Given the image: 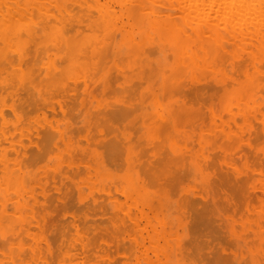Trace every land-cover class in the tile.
<instances>
[{
	"label": "rangeland",
	"instance_id": "rangeland-1",
	"mask_svg": "<svg viewBox=\"0 0 264 264\" xmlns=\"http://www.w3.org/2000/svg\"><path fill=\"white\" fill-rule=\"evenodd\" d=\"M9 1H6V3L7 2L9 3L4 5L3 9L5 8V9H9V11H14V9H16L17 7L21 9L23 13L25 14H27L28 12L27 15L23 14L21 10H19L21 13L16 12V14L20 13L21 17L22 16L25 17L24 18L25 20L27 19L25 21L22 17V19L24 20L23 24L26 23L30 25V24H33V22H35V19L39 20V18H41L39 17V15L41 16V14H38V12L40 13L43 12V11H40V9L42 10V7H43L41 6L42 2H43V5L47 4L49 6V8L48 6H45V9L43 7V10L47 13H45V15L42 13L43 19L47 20V22L50 20L49 17L51 18L54 17L53 14H51L52 12L51 11L48 12V10H51L53 8L54 9L52 11L56 10L55 4L58 6L57 8L60 9V12H59V9H57L55 12L58 13V15L59 14L60 15H59V18H57L58 15L54 12L57 16L55 15L56 17L54 18L53 22L49 21V23L45 25V26L47 25L51 26L50 29L49 28H47V30L46 28L45 29L43 28V30L39 29L37 30V33H35V35H33V33L30 36L29 34L25 35L21 33L20 36L22 37L20 36L16 37L15 35H13L14 36L13 37L9 35L10 37L9 42H11L12 40V43L10 44L11 48L7 47V44L9 42H6L5 44L4 40L0 38V41H1L0 55L4 54L5 56V57L2 56L3 58H1L0 56V59H1L0 63L2 62L3 64L2 67L0 65V73L2 72L0 74V93H1L0 94V105L1 104L3 105V107L0 106V112L2 113L3 109L4 110L6 109L5 111H7V109L9 108L8 109L9 111L3 112L7 115L0 113V123L1 121L2 123L4 121V124H5V126L3 124H1L0 126V135H2L3 133L1 132V130L3 131L5 129L7 130L6 132H8V133H5L4 131L6 135L5 138H4V134L3 136L0 137L2 138L0 139L2 141V142L0 141V149H1L0 156L7 158L9 157L10 154H12V156L10 155L11 157L9 158L10 164H11V160L12 162L18 161L17 163L21 162L20 160H22L23 163L22 162L21 163L23 167L19 166L22 168V170L21 168L16 166L18 164L14 162L11 165L16 167V169L18 167V171L16 172L18 175L20 174L19 176H21L22 178L21 183L23 186L21 184L20 185L23 191L27 194L26 195L22 191L21 196L16 198L17 195L12 190V188H10L9 189L10 190L9 199L4 200L9 206L6 205L4 207V210L0 208V222H1L0 223V247L1 249H3V252H1L2 250L0 249V264L2 263L10 264V259H11L10 257L15 259L13 256L16 255L15 253L18 248L19 250L17 253H19L20 250H22L23 252V249L25 251L27 250L26 252H28V253H22V256H25L24 259L22 260L23 264H29V263L30 264H68V263L69 264H98L99 263L100 264V262L101 264H227V263L228 264H246V263L247 264H264V260H263L264 259V248H263L264 247L263 246L264 245V230H263L264 224H262L263 222H260L261 219H259L261 212L264 211L263 209L264 208V191H263L264 190V187H263L264 186V181H263L264 179V146H263L264 145V128L262 127L264 117L259 116L256 119H253V121L252 119L249 120V122H244L241 120L243 118L244 112H245V115H250L254 113L255 111H257L260 107L264 106V91L262 90L263 91L262 92L259 90L252 95H246V92L243 91V96L245 95L244 97L242 96V92H240V90H242L244 87H250L256 84V80L258 79L257 77H261L260 75H262L264 72V67L262 63L263 60L256 64V65L260 64V66L262 65L261 67L260 66L259 67L263 72L259 70L258 66H257L258 68L257 70L260 71V73L257 72L256 69L254 68H247L243 66L242 68H238V70L239 69L241 70V72H239L238 74L236 72L238 71L236 70L237 68H235V66L232 65L234 63L232 59L234 60L239 59L242 55H245L246 47L245 49H241L235 46L233 47L235 50L228 48L227 51L226 50L220 51L219 56L216 57V59L214 57L206 58L205 55H203L202 53L199 52V50H197L198 49L197 47L195 49L198 52L195 51L194 49L195 46L193 47L191 45L193 42L192 43L190 42L187 45H183L179 43L175 38L178 33H180L181 31H184L186 28H188L187 31H189L190 26L193 27L192 25L197 23L196 20L194 19L196 18L199 21V18L194 17V16L187 18L185 17L184 14H182L183 17L180 18V16L177 14V11L174 10L175 8L169 7L170 8L169 9L167 7L168 5L164 9L167 10L166 13H170L171 15L169 14V16H167V14L163 11L164 9L160 7V4H158L159 2L157 1L153 2L154 0L153 1L145 0L143 5L141 6V10H139V7H132V4L128 2V0L123 1L124 3L118 0L115 2L116 4L115 3L112 4V2H114L115 0L114 1L113 0L112 1L111 0H97V2L96 0H91V1L89 0L90 3L88 2V0H84V1L82 0L81 3H83L84 5L83 4L78 5V3H76L77 0H75L76 2L68 0L69 1L68 3H67V0H53V1L47 0L46 2L44 0H35V1L32 0L34 2V5L32 3L31 9L28 7L30 10H28V8L25 9V11L27 10V12H25L24 9L22 8V5L24 3L23 0L22 1L21 0L19 1L9 0ZM50 1L52 2L50 3ZM98 1L99 2L104 1L103 2L104 4L101 2L100 3L102 5L101 6L99 5ZM53 2H56V3L54 4ZM84 2H87L90 5ZM118 2L123 3V4L121 5L119 4L118 6L117 4ZM16 3L17 4L20 3V4L15 6ZM52 3H53V6H51ZM74 3L77 5H75ZM92 3L93 4L95 3V4L92 5ZM109 3L111 4L112 7L110 6ZM68 5H69V8L75 5V8H72V10L70 9L71 10L70 13L75 15L74 17L72 14L68 12L67 14L66 11L64 12V10L66 9L65 7L67 6L68 8ZM146 5L148 6L151 5L150 8L148 7L150 10L144 8V7L147 8ZM9 6L12 9L9 8ZM32 6L35 8H32ZM60 6H63L65 9L63 7L60 8ZM104 6H106L105 7L106 11L103 10ZM82 7L87 9L88 11L90 10L92 11L93 9V11H98V13L97 12L92 13L90 11L91 14H93L90 16H94L95 13H96L95 14L96 16L92 17L94 18L93 20H91V17L89 16L88 21L86 19L85 21L84 19H82V17L80 18V16H78L84 10ZM0 8L2 9V7ZM38 8H39V11L37 10ZM62 8H63V12L61 11ZM1 9H0V12H1ZM33 9H34V12L36 11L35 13H37L36 14L37 17L32 16L34 15V13L30 14L33 12ZM74 9H78V11L76 10L77 13L75 12L78 15L74 13L75 11ZM154 9H156V11ZM171 9L175 13L170 12ZM108 10H110L112 14ZM151 10L152 11L154 10L153 12H156V15L155 14L153 15V12L151 13ZM157 10L160 11L161 13L157 12ZM107 11L109 12L108 14H107ZM99 12H102V15ZM64 13H66L67 15L65 16ZM62 14H64V16L61 17ZM69 14L72 15V17ZM103 14L105 16H103ZM120 14L122 15L120 16ZM112 15H114L113 18L114 17L118 18L119 21H116L117 19L115 18L111 19ZM77 16L79 17V19ZM171 16L173 17V19ZM30 18L32 19L35 18V19H33L34 20L33 21ZM73 18L76 19V22L72 20ZM183 18L185 20L184 23H183ZM191 18L193 19L192 21L190 20ZM68 19H71L72 21L70 20L69 22H66V20L68 21ZM77 19L78 21H80L81 19L82 21L83 20L84 21L83 22L80 21L78 23ZM23 20L21 22H23ZM89 20H91V24L94 25L93 28H96V29L95 31L94 29H92L93 31H89L92 28V26H90L88 28V31L85 30V33H84V29H87L88 25L82 26L81 24H87V22H90ZM102 20L108 21V25H110V28L111 29L113 28L112 29L113 33H111L112 31H110L111 29L108 30L109 26L107 29H105V26L103 27ZM172 20H175L176 22V23L174 22V25L172 24L173 23ZM186 20H187V23H186ZM61 21H62V24H61ZM109 21H112V22L115 21V23L114 24L111 22L109 23ZM188 21L193 22V23H190ZM50 22L52 24H50ZM65 22L67 23V26H69L68 24L70 23H72L73 25L74 24L76 25V26H72L73 29L71 27L70 30L72 33L69 36L67 35L69 34L70 30L68 29L69 30L68 32V30L65 29L64 27ZM120 22H123V23L121 24ZM162 23L163 24L167 23V24L164 26ZM185 23L188 26L184 25ZM77 24L78 25L80 24L81 27H84V29L81 28V30H83V33L79 28L80 26L77 27L78 26ZM88 24L90 25V23ZM179 24L180 26L183 27L182 28L183 30H181V27L179 26ZM97 29L101 30V31L99 30L98 31L99 33L101 32L100 35L102 36V38H109V32H106V30L110 31V34L111 35L113 34V36H110L111 42H110V39L109 41L108 39L104 41L105 39L103 40L102 38H100L101 39L100 44L98 45V42L96 44V41L97 40L99 41V39H97L99 37L97 38L95 37L97 34L96 33ZM65 30H67L66 31L67 33L65 32ZM78 30H80L81 32L77 33ZM61 31L65 33H62ZM146 31L149 33V35L146 33ZM64 34L66 36H64ZM75 34L76 35L81 34V36L76 37ZM23 35L26 36L27 38L24 37ZM37 35L38 36L43 35V36L42 37L40 36V38H38ZM56 36H57V39H59L58 38L59 36H60V39L62 37V40L60 41L61 42L60 45H62L61 48L63 47L62 48L63 50L60 47H59L60 48L59 51L54 50L56 48L54 44H52V46H54L55 48L54 47L50 48L51 47L50 43L52 42L54 43L55 41H57L55 38ZM82 38L84 39L86 38V42H84ZM28 39H30V41ZM32 40L34 41L33 45H31L33 42ZM57 42L59 43V41ZM90 42H92V46L90 45L91 47L89 48L87 47L88 49H86V46L88 45V43L90 44ZM108 42L111 44H108ZM58 43L56 45H59ZM93 43L95 44L93 45ZM41 44L43 45L40 46ZM102 45L103 47H105L104 49L106 50L105 51L103 49L104 50L103 53L105 55L107 54V56H103L104 54L103 55L101 54L103 57L100 58V60L103 59L102 60L103 62L97 63L96 59L99 58L97 57V54H98V51L101 50ZM65 46L66 48L67 47L69 48L72 46L71 48H69V50L71 51L69 52L70 54L68 53V51L65 53L66 57L68 56V60H67L68 62L66 61L67 63L65 62L67 58L65 57L66 59H64L61 57V55L63 56L65 55L63 54L65 52L64 51ZM107 46L108 47L110 46L109 51H108V48L106 49ZM151 46H153L152 50H154L155 52L154 51L152 52V50H150L152 53H148L150 52L149 49L151 48ZM46 47L48 48L46 49ZM80 47H83L82 50L80 49ZM96 47H98L99 49ZM147 47L149 48L147 49L148 52L143 50V49H146ZM192 47H193V50H191ZM29 48L34 49V51L31 49L29 50V52L31 53L30 55L26 51ZM164 48L168 50L166 49L164 50ZM182 48L186 50V54H185V51L183 52ZM248 48L251 49V47H248ZM37 49L39 50L44 49L43 51L41 50V52H44L43 53L44 55H42V57L36 54L38 52ZM84 50L85 51L88 50V53L86 52V54H88L87 56L89 58L91 56H93L94 58L97 57L96 59H94L95 62L93 61V59L92 61H90L91 58L90 59L88 58L89 59L88 64H91V65L86 64L87 68H89L92 65L93 67H96V66L98 67V64H100V66L98 67L99 71L96 70L97 68L95 69L96 72L98 71L97 73L94 72L95 71L94 69L90 70V73H93V72L95 73V75L91 77L92 80L90 79V76L88 78L84 76L85 75L84 73L86 74L88 73V71L85 72L86 65L80 64L81 61L85 63L87 59V58H84L82 60L80 59V57L82 58L84 57V56H81L82 54L85 55V52L81 53V51H84ZM187 50L188 52H190V56L193 59H191V57L187 54L188 53ZM23 51H26V52H23ZM32 51H33V55H32ZM142 51L144 52L142 53ZM178 51H179V54H178ZM22 52L24 54H22ZM168 52L170 53V55ZM76 53L78 54V56ZM166 53L168 54V56L166 55ZM232 53L234 54V56L237 55V57H234ZM7 54L8 55L10 54V57H8ZM11 54L15 56H12ZM35 54L37 57H35ZM57 54L58 56L56 58ZM95 54L96 56H94ZM183 54L186 55L187 58L183 56ZM29 56L30 58H32V60L29 58ZM38 56H40L41 58L39 57L38 59ZM72 56H74V59L72 58ZM196 56H200V57L197 58ZM12 57H13V60L11 62L10 59H12ZM180 57L181 58L185 57V59H187L186 60L187 62L185 61V59L183 60L182 58L181 59L182 61L179 59L180 61L179 63L178 58ZM62 59H64V63H65L64 66H66L67 64V66L69 65L68 67H70L72 63L74 64L73 66L78 65L80 69L77 66L75 67L71 66L70 69L68 70L69 74L72 75L73 73V75L75 74L74 78L75 77L77 78L74 79L71 75H69L66 69H65L66 73L64 72V70H61L62 68H65V67H62L63 61L60 64V66H58L60 62L59 63L57 62L58 63L57 66L53 65V63H55L53 61L55 60L60 61ZM19 60H20V63L22 61L21 64L19 63ZM79 60L81 61L79 62ZM195 60H196L197 65L195 63ZM36 61H38L39 63H37ZM44 61H48V62L42 65V62ZM237 61L238 60H235V62ZM3 62L6 63V65H4ZM13 62L14 64H11ZM29 62L31 63L29 64ZM32 62L34 63L36 62V63L34 64ZM211 62H212L213 68L210 66ZM18 63L20 67H18L19 66ZM40 63L43 67L40 66ZM93 63H97V65ZM188 63L189 65H186ZM26 64L27 66L25 67ZM199 64H201V66ZM47 65H48V68L46 67ZM11 66L15 68V71L13 70L14 68H11ZM15 66L17 67V71H16ZM33 66L35 68H32ZM39 66L42 67V69ZM21 67L23 68V70L20 72L19 69ZM221 67L224 72L221 71ZM30 68H32L34 72L37 70L35 72L36 74L39 73V75H36V74L34 75L35 77H37V80H38V81L36 80L38 82L36 88H35L36 84L32 82L33 80H35L34 79L35 77L34 78L31 77L32 74L30 75L29 73V72L32 73L33 71V70H30ZM58 68L61 71V72L58 71V74L60 75L61 73H63L64 75H62V77L60 75L61 78H57L55 76V78L51 80L50 77L52 76H50V74L53 73V71H55L56 73ZM145 68L147 69L146 73L145 71L143 72ZM77 69H79L80 71H78ZM248 69H250V71ZM26 71L28 72L24 75L23 72H26ZM49 72L50 74H47ZM81 73H83L84 75H82ZM192 73L194 74V76H192L193 75ZM225 73H228V74H225ZM58 74L56 75L59 76ZM67 74L69 75V78L71 76L72 79L68 78L67 80V76H68ZM13 75H15V77H13ZM20 75L21 77H19ZM42 76L46 78L50 76L49 79L47 78L48 80L45 82H47L49 86L51 85L50 87L51 89L49 88L48 85H45L46 87H43V84L41 83H44L43 81L45 79ZM78 76H80L81 78ZM247 76L250 80L247 78ZM16 77L18 79L19 78L22 79L23 81L20 79L18 80ZM29 77L33 80H30ZM40 77L44 79L42 80L41 83L39 82L41 81L39 80ZM83 78L87 79V82H85L86 80L84 81ZM107 78L109 79V81ZM10 79L12 81L14 80V83ZM49 80H51L52 83ZM227 80H230L229 86H228V82H226V85L228 87L225 85V81ZM21 81L25 83L26 87L24 86V83H22ZM27 81H29V83ZM54 81H56L55 83L59 82V84L63 88L53 83ZM140 81L142 84L140 83ZM65 82L66 83L68 82V83L66 84ZM75 82H78V83L80 82L81 84L79 83L80 85H78V83H75ZM9 83L11 86L12 84H14L15 87L13 86V87L7 88L9 86ZM26 83L29 84L30 86L27 85ZM74 83H75V86L77 85V87L74 86ZM53 84L56 85L58 88H56V86H54ZM201 84L202 85L204 84V85L202 86ZM245 84L246 85L248 84V86H244ZM123 85H125L126 87ZM130 85L132 87H130ZM40 86H42L41 87L42 89H40ZM262 86L263 84H258L256 87L258 89L259 88L262 89ZM54 87L56 89L52 90ZM64 87L67 91H65ZM123 87H125V89H128V93L130 92L131 95L128 94L127 90H125ZM205 87L207 89H205ZM213 87L215 88L220 87L218 89L219 92H217V88L215 89L216 95L213 91H211V89L214 90ZM16 88L18 89L16 90ZM47 88H49L50 90ZM172 88H174L175 92L173 91ZM45 89H47L48 91L52 90V92L54 93L47 92V90ZM69 89L71 91H69ZM120 89L121 90L124 89V90L121 91ZM14 90H16L17 93ZM24 91L27 92L26 93L27 95L23 93L25 96L21 94V92H24ZM29 91L35 92V93H31ZM37 91L40 93H38ZM75 92L76 93L78 92L77 93L78 95L74 94ZM197 92H199L200 94ZM29 93H30V96H29ZM17 95L22 96V97L19 98ZM240 95L243 98H241ZM28 96L31 99H29ZM68 96L69 98H67ZM72 96H75V97H72ZM130 97L131 98L133 97L132 100ZM237 97L238 99L240 98L241 100L239 99L237 101ZM35 98L38 100V102L35 100ZM62 98H64L65 100ZM244 98L245 100L247 98V103H244L245 101ZM48 99H50V101ZM230 99L231 100L233 99V100L231 101ZM4 101H6V103H4ZM14 101L17 102L16 104H20L22 102H23V105L26 104L24 106L28 113L25 112L24 110L25 108H23L24 107L23 105L22 107L17 105L19 106L18 108L17 107L12 108L14 109L13 112L15 114V117L17 118L16 119L13 116L14 114L12 115L10 113L12 111V109L10 111V107H12L11 105H12V102ZM28 101L30 102L29 104H31V106L32 104H34L33 107H31L32 109L30 108V110H28L30 107V105L28 104ZM52 102H55L53 103L54 105L52 104ZM232 102H237L239 104L235 105L236 103L235 104L233 103L234 105H232ZM9 103L10 105H7ZM256 103L257 104L259 103V104L256 105ZM70 104L74 107L72 106L68 107V105ZM44 105H46L47 107H45ZM59 105L60 107L62 106L65 107V108L64 107L60 108V112L58 108ZM129 106H133V107H129ZM101 107L103 109H100ZM226 107L228 109L232 108V111L236 113L238 118H240L238 120L239 123L241 122L240 124L235 125L234 123H231V124L227 123L229 121H226V123L223 124L222 121H220L221 119H224L228 116L226 114H228L227 111L229 110ZM239 107L241 108V111ZM66 108L67 109L69 108V110H67ZM236 108L238 110L237 112H235ZM263 108L262 109L260 108V109L264 115ZM18 109L20 111L22 110V112H20ZM47 109L48 111H46ZM61 109L65 112H62ZM97 109L101 111L103 110L102 112L104 113H102L101 111H100L101 113H99L98 111L100 115L96 114ZM123 109H124L125 114L121 112L123 111ZM247 109L249 110V112L250 111L252 112L249 113ZM117 110H121V111H117ZM70 111L73 113H71ZM23 112H25V114L27 113L26 118H23L25 117V115L22 114ZM210 112H211V115H210ZM70 113L75 116L70 115ZM106 114L108 116L110 114L109 116L110 118ZM68 115L73 116L74 118L73 117L69 118ZM94 115L98 117L96 118ZM1 116L4 119L3 118L1 119ZM99 116L100 117L102 116V117L99 118ZM219 117L220 118L222 117V118L220 119ZM37 118H39L40 120L39 119L37 120ZM93 118L94 119L96 118V121H94ZM99 119L100 120L107 119L106 120L107 122L101 120V123L99 124L100 125L99 126L97 124L100 122ZM18 121L20 122L18 123ZM38 121L39 122L41 121L42 124L40 123L39 125ZM92 121L94 122L92 123ZM34 122H37V123H34ZM102 123L104 124L107 123L106 125L110 124L111 126L109 125L107 126L108 127L107 128L106 125ZM22 124H25V125L27 124L26 125L27 127L25 125L24 127ZM30 124H32L33 129L35 131L30 130L32 129V126L30 128ZM92 124H94L93 127H92ZM95 124L97 125L95 126ZM220 124H223V125L220 127ZM226 124H229V125H226ZM8 125H9V128H8ZM13 125L16 128H14ZM16 125H18L19 127ZM55 125H57V127ZM35 126L38 129L41 126H44V127H42L43 129L40 128L39 130L36 131L37 128H35ZM114 126L117 127V129ZM134 127L136 128V130L134 129ZM238 127H241L242 129L240 130V128ZM47 128L55 130L57 135L54 136V140L51 139V141L53 140L52 142L55 145H53L51 142L49 143V144H52L51 146L48 144L47 140H45L47 142V145H49L48 146L49 148L47 147V149H44L42 147L43 145L40 146L39 144V147H38V145L36 144L37 142H35V140L37 141L38 135L39 137L43 139L42 137L43 134L41 135V133L43 132L39 134H36V133H38V131L40 132V130L45 131V129ZM228 128L229 129L232 128L231 130L232 131L234 130V131L230 132L231 130H229ZM8 129L9 130L11 129L10 132ZM221 129L222 131L224 130V132H222ZM226 129H227V132L225 131ZM164 130L165 132H163ZM234 132L235 133L237 132V133L235 134ZM27 133L31 135H28ZM222 133L224 134L226 133L231 138L228 139L229 137H224ZM239 133L241 134V136L238 135ZM226 134L225 136H227ZM108 136H109V139H108ZM27 137L32 141L26 140ZM67 137L70 141L67 139ZM10 138H14V139L18 138V139H15L14 141H10ZM106 138L107 140H105ZM239 138H241V140ZM20 139H23V141H21ZM100 139L102 141H100ZM110 139L112 140L109 141ZM18 140L21 141V143H19ZM245 140H247V142ZM25 141H27V143H24ZM38 141H41V142H38L41 144H44L43 142H45V141L42 142V140L40 139ZM48 141L50 142V140ZM117 141L120 144H118ZM138 141L141 143H139ZM4 142L6 143V145L4 144ZM9 142H11V145L13 144V148L14 149L16 148L17 151L12 150L13 148H11L12 146L9 145L10 144ZM18 143L22 144V146H25L26 149L28 145L31 148L28 146V149L26 150L22 147L24 150H20L21 145H19ZM94 143L96 146L97 145L98 146L96 147ZM248 143L250 145H248ZM31 145L32 146L34 145L35 147L32 148ZM101 145L103 146V148ZM151 145L152 147L149 148ZM52 147L54 149H52ZM37 149L39 151L41 150L42 152L44 149V152L46 153L44 152L42 153L40 151L42 154L40 155L38 154L40 152H38ZM49 149L52 150L53 152L50 151ZM119 149L120 150L122 149V150L120 151ZM165 149L167 153L165 152ZM19 150L24 151L26 154L25 153L22 154L23 152H20ZM25 150L28 152H26ZM35 151L38 152L37 155H40V157L37 156L38 158L36 159L34 158L35 160L32 162L33 160L32 152H34L33 154L36 155ZM104 151H106L108 156L106 155V153H104ZM116 153H118V155ZM161 153H163L164 155L162 154L161 156ZM24 155L27 156L26 161L28 163L24 162L25 160L23 159L26 157ZM22 156L23 158H21ZM118 156L119 157L122 156V157L119 158ZM163 156L166 158H164ZM167 156H169V158ZM110 157H112L114 160L112 158L111 160ZM106 158L107 159L109 158V159L107 160ZM87 163L88 164L90 163L89 165H91L92 168L89 167ZM19 165L21 164L19 163ZM139 167H141V169ZM155 168L157 170H155ZM62 170L63 171L67 170V171L62 172ZM142 170L144 171L142 172ZM69 172L71 175H69ZM74 174H77V176L76 175L74 176ZM142 174L144 175V177ZM171 174L173 175L170 176ZM178 175H180L181 177H179ZM242 175L244 177L245 176L248 177V178H245L246 181L243 180L244 178L242 179L241 177ZM175 177L176 179H174ZM236 177H239L240 179H242V181L239 178H237L236 180ZM175 181L178 182V184ZM160 183L163 185L161 186ZM175 184H177V186ZM24 185H26L25 186L26 189L24 188ZM127 186L130 188H128ZM240 187H242V189H240ZM29 190H31V192H29ZM125 190L127 192H125ZM132 190L134 191L135 194L133 193ZM27 191L29 193H27ZM2 192H0L1 196H2ZM171 193L173 194L171 195ZM123 194H124V197H123ZM131 194L132 196H130ZM96 195L98 198L95 197ZM88 197H90V199ZM27 199L28 201H26ZM21 201L24 203L27 202L25 205L26 208ZM194 203L196 204V206H194L195 205ZM203 203H205V205H203ZM16 206H21L22 211L20 209H19L20 212L16 211L18 208H20ZM33 206L34 208L36 207L37 209L36 208L34 209ZM97 206L99 207L97 208ZM102 206H105V207H102ZM203 206L205 209L202 208ZM23 207L25 208V210L23 209ZM13 208L14 210H12ZM6 209L8 210V212L6 211ZM101 209L103 210V212ZM202 211L204 213H201ZM21 212H22L23 220H20L22 219ZM35 214L36 216H34ZM144 214H145V217L148 219L144 217ZM139 215L141 216V218ZM121 217L124 218L125 222L121 220ZM132 219L138 220L136 221L138 222V224L135 225L136 222L133 221ZM4 220H5V223H4ZM22 222L24 223V225H26L27 223V226L30 228L22 225V227L24 226V228L22 229V227H20L22 229V231H20L21 229L19 228V226H21ZM107 223L109 225H107ZM257 224L259 227H257ZM25 227L27 228L26 233L23 232V230L25 231ZM2 229L4 230L11 229L17 232L19 231L20 234H22L23 232V234L21 235L22 238L20 237V234L18 233L19 236L17 237L15 235H12L10 240H3V238H1L2 237L1 233L3 232ZM210 229H213V230H210ZM215 231L217 232L215 233ZM258 233L261 234L262 238L259 236L260 234ZM13 236H15L14 239H13ZM11 239L14 242L11 241ZM8 241L9 242L11 241V243H9ZM78 241H80L79 242L80 245L82 244L81 247H79ZM19 243H22L20 244L21 249L18 245ZM84 246L86 247V249H84L85 248ZM32 251L34 253L31 254ZM126 251L129 253H127ZM201 251L203 252V255L200 253ZM204 251L206 254H204ZM85 252L86 253L89 252V253L86 254ZM6 253L7 255H5ZM36 253H38L39 255H37ZM89 254L90 255L92 254L91 255L92 257ZM79 255L82 258L79 257ZM73 257H75V259H78L76 260L77 262L75 261ZM203 258L205 259L203 260ZM89 259H91V261H89ZM93 260H96L98 263H96V261H93ZM224 260L226 263L224 262ZM229 261L230 262L232 261V262L229 263Z\"/></svg>",
	"mask_w": 264,
	"mask_h": 264
},
{
	"label": "bare ground",
	"instance_id": "bare-ground-1",
	"mask_svg": "<svg viewBox=\"0 0 264 264\" xmlns=\"http://www.w3.org/2000/svg\"><path fill=\"white\" fill-rule=\"evenodd\" d=\"M6 1H9V0H0V7H2V9H1V12H0V38H2L3 40H4V43L6 44V42H9V40H10V37H9V35H11V36H13V35H15L16 37H19L20 35H21V33L22 34H25V35H27V34H29V36L33 33V35H35V33H37V30H39V29H42L43 30V28L45 29L46 28V30H47V28H49L50 29V27L51 26H45L47 23H49V21H52L53 22V20H54V18L58 15V13H56L55 11L57 10V9H59V8H57L58 6L55 4L56 2H53L54 4H55V7H56V10H54V11H52L53 9H51V10H48V12L49 11H51L52 13L51 14H53V16L54 17H49V21L47 22V20H45V19H43V15H42V13L45 15V13H47V12H45L44 10H43V7H44V9H45V6H48L47 4L46 5H43V2H42V5L41 6H43L42 7V10L40 9V11H43V12H38V14H41V16L39 15V17H41V18H39V20H36L35 18L37 17L36 16V14L37 13H35L34 12V9H33V12L32 13H30V14H33L34 13V15H32L33 17L34 16H36L35 18H33V19H35V22H33V24H23L24 23V18L25 17H23V19H22V17H21V15H20V11L19 10H21V9H19V8H17L16 7V9H14V11H9V9H3V6L4 5H6L7 3H9V2H7L6 3ZM14 1V0H13ZM13 1H12V3H13ZM19 1V0H18ZM18 1H17V3H18ZM22 1V0H21ZM33 1H35V0H33ZM32 0H23V5H22V8L24 9V11H25V9H27L28 7L31 9V5H32V3H33V5H34V2H33ZM45 2L47 1V0H44ZM53 1V0H52ZM52 1H50V3L52 2ZM69 1H74V2H76L75 0H69ZM68 0H67V3L69 2ZM84 1V0H83ZM91 1V0H90ZM112 1V0H111ZM114 1V0H113ZM116 1H118V0H115L114 2H112V4H114ZM121 2H123V1H126V0H120ZM153 1V0H152ZM159 2L158 4H160V7H162L163 9L167 6L168 8L169 7H173V8H175L174 10L175 11H177V14L180 16V18L181 17H183V15L182 14H184L185 15V17H187V18H190L191 16H194V17H197V18H199V21H198V19H194V20H196V22L197 23H195L194 25H192L193 27H191L190 25V30L189 31H187V29L188 28H186L184 31H181V30H183L182 28V26H180V24H179V26L181 27V32L180 33H178L177 35H176V40L179 42V43H181V44H183V45H187L188 43H192L191 45L194 47V49L197 47L198 49L197 50H199V52L200 53H202L203 55H205V57L206 58H212V57H214L215 59H216V57H218L219 56V53H220V51H223V50H228V48L229 49H234L233 47H235V46H237V47H239V48H241V49H245V47H246V54L245 55H242L239 59H235V60H238L237 62H235V60L234 59H232L233 60V66H235V68H237L236 70H238V68H242L243 66L244 67H247V68H254V69H256V71L257 72H259L260 73V71H258L257 69L259 68V70H261L260 69V67L262 66H260V64L259 65H256L258 62H261L262 60H263V67H264V0H154L153 2ZM39 2V1H38ZM45 2H44V4H45ZM49 2V1H48ZM58 2V1H57ZM60 2V1H59ZM62 2V1H61ZM82 2V0L80 1H78L77 0V2L76 3H78V5H80V4H83V3H81ZM88 2H89V0H88ZM96 2H97V0H96ZM102 2V1H101ZM101 2H99L98 1V3H99V5H101L100 3ZM104 2V1H103ZM102 2V3H103ZM106 2V1H105ZM128 2H130L131 4H132V7H139V10H141V6L143 5V3L145 2V0H128ZM127 2V3H128ZM16 3V5L15 6H17V5H19V4H17ZM41 3V2H40ZM39 3V4H40ZM53 3L51 4V6H53ZM66 3V2H65ZM71 3V2H70ZM84 3H87V2H84ZM90 3V2H89ZM98 3H97V5H98ZM124 3V2H123ZM123 3H117L118 4V6H119V4L121 5V4H123ZM127 3H125V4H127ZM21 4H22V2H21ZM36 4V3H35ZM61 4V3H60ZM75 4V3H74ZM88 4V3H87ZM87 4H85V5H87ZM95 4V3H94ZM93 3H92V5H94ZM104 4V3H103ZM106 4V3H105ZM110 4V3H109ZM116 4V3H115ZM9 5V4H8ZM11 5V4H10ZM37 5H38V3H37ZM62 5H63V3H62ZM65 5V4H64ZM71 5V4H70ZM75 5H77V4H75ZM75 5H73L71 8H69V5H68V8H67V6L64 8L63 6H60V8L61 7H63L65 10H64V12L66 11V13L68 12V13H70V11L72 10V8H75ZM84 5V4H83ZM82 5V6H83ZM88 5H90V4H88ZM102 6V5H101ZM110 6H111V4H110ZM109 6V7H110ZM145 6V5H144ZM147 6V8L146 7H144L145 9H149L150 8V6H148V5H146ZM13 7V6H12ZM38 7V6H37ZM85 7V6H84ZM93 7V6H92ZM92 7H91V9H92ZM99 7V6H98ZM105 7L106 6H104L103 7V10H105ZM112 7V6H111ZM110 7V8H111ZM128 7V6H127ZM149 7V8H148ZM9 8H11L10 6H9ZM15 8V7H14ZM28 8V10H30ZM32 8H35V7H33L32 6ZM48 8H49V6H48ZM51 8V7H50ZM63 8H62V12H63ZM78 8V7H77ZM83 8V7H82ZM86 8V7H85ZM85 8H83L84 10L81 12V14H76L77 13V11H78V9H74L75 11H74V13L76 14V15H78V16H80V18L82 17V19H86L87 21H88V19H89V16L90 15H93V14H91V12L93 13V12H97L98 13V11H93V9H92V11L90 12V11H88L87 9H85ZM12 9V8H11ZM10 9V10H11ZM71 9V10H70ZM144 9V10H145ZM170 9V8H169ZM3 10V11H2ZM38 11H39V8L37 9ZM77 10V11H76ZM114 10V9H113ZM143 10V9H142ZM150 10V9H149ZM148 10V11H149ZM155 11H156V9H154ZM153 10V11H154ZM159 10V9H158ZM157 10V12H160V11H158ZM162 10V9H161ZM22 11V10H21ZM106 11V10H105ZM111 14H112V12L110 11V10H108ZM107 11V14L109 13ZM152 10H151V13L153 12ZM165 13H166V11L167 10H163ZM16 12H20V13H17V14H19V15H17L16 14ZM25 12H27V10L25 11ZM57 14H55V13ZM59 12H60V9H59ZM73 12V11H72ZM80 12V11H79ZM120 12V11H119ZM170 12H173V10L171 9V11ZM22 13H23V11H22ZM66 13H64L65 14V16L68 14H66ZM99 13H101V15H102V12H99ZM123 13H124V11H123ZM122 13V14H123ZM161 13V12H160ZM173 13H175V12H173ZM172 13V14H173ZM23 14H25V13H23ZM27 14H28V12H27ZM27 14H25V15H27ZM64 14H62L61 15V17L62 16H64ZM70 14H72V13H70ZM69 14V15H70ZM96 14V13H95ZM94 14V16H96ZM110 14V15H111ZM113 14H115V13H113ZM117 14V13H116ZM122 14H120V16L122 15ZM156 15V12H153V15ZM163 14V13H162ZM161 14V15H162ZM167 14V16H169V14L170 13H166ZM165 14V15H166ZM24 15V16H25ZM56 15V16H55ZM60 15V14H59ZM59 15L57 16V18H59ZM73 15V14H72ZM72 15H70L71 17H72ZM100 15V16H101ZM171 15V14H170ZM182 15V16H181ZM20 18H19V17ZM31 16V17H32ZM48 16V15H47ZM51 16V15H50ZM75 15H73V17H74ZM77 16V17H78ZM94 16H90L91 17V20H93L94 18H92V17H94ZM103 16H105L104 14H103ZM113 16L114 15H112L111 17V19H114L113 18ZM60 17V18H61ZM127 17V16H126ZM139 17V16H138ZM154 17H156V16H154ZM172 17V16H171ZM170 17V18H171ZM76 18V17H75ZM104 18V17H103ZM120 18V17H119ZM125 18V17H124ZM30 19H32V18H30ZM32 19V20H33ZM38 19V18H37ZM52 19V20H51ZM62 19V18H61ZM78 19H79V17H78ZM78 19H77V21H78ZM82 19L80 20L81 22H83L82 21ZM110 19V20H111ZM115 19H117L116 21H119L118 20V18H115ZM127 19V18H126ZM144 19V18H143ZM172 19H173V17H172ZM23 20V22H21ZM27 20V19H26ZM25 20V21H26ZM71 19H68V21L66 20V22H69ZM73 21H75L76 22V19H72ZM71 20V21H72ZM85 20V21H86ZM91 20H89L90 22H87V24H81L82 26L83 25H88L87 26V29H84V27H81V25L79 24H77L78 26L77 27H79L80 28V30H81V28L82 29H84V33H85V30L86 31H88V28L90 27V26H92V28H91V30H89V31H93L92 29H94V31H95V29L96 28H93V26L94 25H92L91 24ZM122 20V19H121ZM171 20V19H170ZM182 20V19H181ZM191 21L193 20L192 18L190 19ZM34 21V20H33ZM80 21H78V23L80 22ZM113 21V20H112ZM112 21H109V23L111 22V23H115V21L114 22H112ZM151 21V20H150ZM173 21V25H174V22H175V20H172ZM65 22V25H64V27H65V29H71V27L72 26H76L75 24L73 25L72 23H70V24H68L69 26H67V23ZM99 22H100V20H99ZM185 22V20H184V18H183V23ZM188 22H190V21H188ZM63 23H64V21H63ZM88 23H90V25L88 24ZM121 24L123 23V22H120ZM151 23V22H150ZM176 23V22H175ZM178 23V22H177ZM186 23H187V20H186ZM184 24V25H187V24ZM190 23H193V22H190ZM50 24H52L51 22H50ZM61 24H62V21H61ZM99 24V23H98ZM98 24H96V25H98ZM116 24H118V23H116ZM127 24V23H126ZM152 24V23H151ZM163 24V23H162ZM167 23H164L163 25L165 26ZM60 25V24H59ZM102 25H103V27L105 26V29H107L108 28V26H109V28H108V30L109 29H111L110 28V25H108V21H106V20H102ZM153 25V24H152ZM107 26V27H106ZM113 26V25H112ZM123 26V25H122ZM122 26H120V27H122ZM177 26V25H176ZM188 26V25H187ZM67 27V28H66ZM69 27V28H68ZM100 27V26H99ZM124 27V26H123ZM180 27H179V29H180ZM185 27V26H184ZM78 28V29H79ZM72 29H73V27H72ZM113 29V28H112ZM112 29L110 30V31H112ZM132 29V28H131ZM59 30V29H58ZM62 30V29H61ZM67 30H65V32L67 31ZM69 30H68V32H69ZM78 30V32L77 33H80L81 31H82V33H83V30ZM99 29H97L96 30V38L97 37H99V38H97V39H99V41L97 40L96 41V44H97V42H98V45L100 44V38H102V36L100 35V33H99V31H101V30H99ZM63 31V30H62ZM61 31V32H62ZM98 31V32H97ZM105 31V30H104ZM110 31H107L106 30V32H109V38H102L104 41H106V39H108V41H109V39H110V42H111V37L110 36H113V34L111 35L110 34ZM40 32V31H39ZM65 32H62V33H65ZM60 33V32H59ZM67 33V32H66ZM72 32H71V30H70V32H69V34L67 35V36H69L70 34H71ZM81 33V34H82ZM111 33H113V31L111 32ZM115 33V32H114ZM146 33L149 35V33L146 31ZM39 34V33H38ZM81 34H78V35H76L75 34V36L77 37V36H81ZM92 34H93V32H92ZM63 35V34H62ZM61 35V36H62ZM98 35V36H97ZM100 35V36H99ZM130 35V34H129ZM24 36V35H23ZM38 36V35H37ZM36 36V37H37ZM41 37L43 36V35H40ZM40 36H38V38H40ZM64 36H66L65 34H64ZM63 36V37H64ZM74 36V37H75ZM155 36V35H154ZM153 36V37H154ZM14 37V36H13ZM20 37H22V36H20ZM24 37H26V36H24ZM49 37V36H48ZM131 37V36H130ZM27 38V37H26ZM52 38H53V36H52ZM56 38V40L57 41H59V43L57 42V41H55L54 43L52 42V43H50V48H52V47H54L53 49L54 50H60V48H61V46L62 45H60L61 44V40H62V37H61V39H60V36L58 37L59 39H57V36L55 37ZM67 38V37H66ZM132 38V37H131ZM16 39V38H15ZM83 40H84V42H86V38L84 39V38H82ZM82 39H80V40H82ZM121 39V38H120ZM6 40V41H5ZM27 40V39H26ZM29 41H30V39H28ZM37 40V39H36ZM66 40V39H65ZM91 40V39H90ZM102 40V41H103ZM154 40V39H153ZM152 40V41H153ZM19 41V40H18ZM33 41V40H32ZM31 41V42H32ZM52 41H53V39H52ZM103 41V42H104ZM134 41H135V39H134ZM160 41V40H159ZM94 42V41H93ZM0 43H1V41H0ZM3 43V44H4ZM12 43V40H11V42H9L8 44H9V46H8V44H7V47L9 48ZM59 44V45H56V44ZM105 43V42H104ZM103 43V44H104ZM137 43H138V41H137ZM156 43V42H155ZM154 43V44H155ZM29 44V43H28ZM27 44V45H28ZM34 44V41L32 42V44L31 45H33ZM49 44V43H48ZM52 44H54V46H52ZM95 43H93V45H94ZM108 44H111V43H109L108 42ZM107 44V45H108ZM14 45V44H13ZM12 45V46H13ZM26 45V46H27ZM43 44H41L40 46H42ZM67 45H68V43H67ZM72 45V44H71ZM92 46V42H90V44L88 43V45L86 46V49H88L89 47H91ZM156 45V44H155ZM164 45H165V43H164ZM163 45V46H164ZM39 46V47H40ZM47 46V45H46ZM96 46V45H95ZM94 46V47H95ZM158 46V45H157ZM29 47V46H28ZM31 47V46H30ZM49 47V46H48ZM48 47H46V49L48 48ZM60 47V48H59ZM72 47V46H71ZM71 47H69V48H71ZM88 47V48H87ZM102 47V48H101ZM100 48H101V50H99L98 51V54H97V57H99V58H97V57H93V56H91L90 58H91V60L90 61H92V59H93V61L95 62V60L94 59H96V62L97 63H100V62H103L102 60H100V58H102L103 56H107V54L105 55L103 52H104V48L105 47H103V45L101 46ZM110 47V46H109ZM109 47L107 46L106 47V49L108 48V51H109ZM148 47H150V46H148ZM146 48V49H143V50H145L146 52H148L147 51V49H149V48ZM165 47V46H164ZM193 47H192V49L191 50H193ZM230 47H232V48H230ZM248 47H251V49H249ZM7 48V49H8ZM11 48V47H10ZM16 48V47H15ZM32 48V47H31ZM31 48H29L28 50H26L27 51V53H29V55L31 54L30 52H29V50L31 49ZM41 48V47H40ZM43 48V47H42ZM58 48V49H57ZM63 48V47H62ZM61 48V49H62ZM69 48L67 47L66 48V46L64 47V53L63 54H65L67 51H68V53L69 52H71L70 50H69ZM82 48L83 47H80V49L82 50ZM96 48H98V47H96ZM152 48H153V46H151V48L149 49V51L150 50H152ZM179 48V47H178ZM181 48V47H180ZM249 50H248V49ZM27 49V48H26ZM45 49V50H46ZM65 49H67V50H65ZM99 49V48H98ZM104 49V50H103ZM166 48H164V50H165ZM183 49V52L185 51V54H186V50H184V48H182ZM31 50H33L34 51V49H31ZM38 50V52L36 53L37 55H40L41 57H42V55H44L43 53L44 52H41V50L43 51L44 49H37ZM36 50V51H37ZM63 50V49H62ZM166 50H168V49H166ZM196 49H195V51H197ZM235 50V49H234ZM8 51V50H7ZM6 51V52H7ZM26 51H23V52H26ZM33 51H32V55H33ZM50 51V50H49ZM57 51V52H58ZM79 51V50H78ZM106 51V50H105ZM154 50H152V52H153ZM180 51V50H179ZM179 51H178V54H179ZM182 51V50H181ZM22 52V54H24ZM85 52V55H81V56H84L83 58L82 57H80V59L82 60V59H84V58H89L87 55L88 54H86V52L88 53V50H84V51H81V53H84ZM144 51H142V53H143ZM151 51L150 52H148V53H152ZM155 52V51H154ZM157 52V51H156ZM187 52H188V50H187ZM192 52H194V51H192ZM198 52V51H197ZM197 52H195V53H197ZM12 53V52H11ZM39 53V54H38ZM41 53V54H40ZM49 53V52H48ZM67 53V54H68ZM109 53V52H108ZM141 53V52H140ZM139 53V54H140ZM160 53V52H159ZM169 53V52H168ZM226 53V52H225ZM240 53V52H239ZM21 54V53H20ZM21 54V55H22ZM26 54V53H25ZM36 54H35V57H37L36 56ZM70 54V53H69ZM77 54V53H76ZM103 56H102V55ZM189 56H190V52H188L187 53ZM193 54V53H192ZM233 54V53H232ZM238 54V53H237ZM242 54V53H241ZM12 55V54H11ZM74 55V54H73ZM166 55L168 56V54L166 53ZM169 55H170V53H169ZM198 55H200V54H198ZM229 55V54H228ZM1 56V58H3V57H5L4 56V54L3 55H0ZM3 56V57H2ZM7 56L8 57H10V54L8 55L7 54ZM6 56V57H7ZM12 56H15V55H12ZM27 56V55H26ZM40 56H38V59H39V57ZM57 56H58V54L56 55V58H57ZM76 56V55H75ZM77 56H78V54H77ZM76 56V57H77ZM94 56H96V54L94 55ZM183 56H185L186 57V55H184L183 54ZM233 56H234V54H233ZM32 57V56H31ZM34 57V58H35ZM40 57V58H41ZM47 57H48V55H47ZM61 57L62 58H64V59H66L65 60V62L68 60V56L66 57V54L63 56V55H61ZM61 57H60V59H61ZM66 57V58H65ZM185 57H182L183 58V60L185 59ZM191 57V56H190ZM197 58H199L200 56H196ZM225 57H227V56H225ZM234 57H237V55H235ZM15 58V57H14ZM29 58H30V56H29ZM43 58H44V56H43ZM50 58V57H49ZM55 58V59H56ZM72 58L74 59V56H72ZM79 58V57H78ZM78 58H76V59H78ZM89 58V59H90ZM105 58V57H104ZM125 58V57H124ZM181 57L180 58H178V61H179V59L181 60L182 59ZM187 58V57H186ZM10 59V58H9ZM21 59V58H20ZM25 59V58H24ZM31 60H32V58H30ZM51 59V58H50ZM49 59V60H50ZM64 59H62V60H60V61H58V60H55V61H53V62H55V63H53V65H56L57 66V64L59 63V65L58 66H60V64L62 63V61H63V63H64ZM87 59H86V61H87ZM89 59H88V61L86 62L85 61V63L83 62V61H81V60H79V62L81 61V65L83 64V65H86V64H88V62H89ZM117 59H118V57H117ZM169 59V58H168ZM191 59H193L192 57H191ZM226 59V58H225ZM1 60V59H0ZM8 60V59H7ZM11 60V62H12V60H13V57H12V59H10ZM22 60V59H21ZM28 60V59H27ZM30 60V61H31ZM34 60V59H33ZM35 60H37V59H35ZM46 60H47V58H46ZM99 62H98V61ZM122 60V59H121ZM187 59H185V61H186ZM190 60V59H189ZM188 60V61H189ZM15 61H16V59H15ZM14 61V62H15ZM51 61V60H50ZM182 61V60H181ZM199 61V60H198ZM223 61V60H222ZM10 62V61H9ZM14 62L13 63H11V64H14ZM18 62V61H17ZM37 63H39L38 61H36ZM35 62V63H36ZM48 61H44V62H42V65L43 64H46ZM52 62V61H51ZM58 62V63H57ZM68 62V61H67ZM66 62V63H67ZM105 62V61H104ZM114 62V61H113ZM187 62V61H186ZM185 62V63H186ZM224 62V61H223ZM4 63V62H3ZM19 63H20V60H19ZM19 63H18V65H19ZM21 63H22V61H21ZM20 63V64H21ZM31 62H29V64H30ZM32 63H34V62H32ZM34 63V64H35ZM50 63V62H49ZM62 63V67H65V68H62L61 69V67H60V69L61 70H64V72H65V69H66V71H67V73L69 74V72H68V70L70 69V67L71 66H73L74 64L72 63V65L70 66V67H68L67 66V64H66V66H64L65 65V63L63 64ZM70 63V64H71ZM97 63H93V64H96L97 65ZM179 63H180V61H179ZM181 63H183V62H181ZM195 63H196V60H195ZM194 63V64H195ZM200 63V62H199ZM204 63V62H203ZM217 63V62H216ZM261 63V64H262ZM17 64V63H16ZM115 64V63H114ZM117 64V63H116ZM211 65V67L213 68V65H212V62L210 63ZM0 65H1V67L3 66V64H2V62L0 63ZM4 65H6V63H4ZM8 65V64H7ZM41 65V63H40V66H42ZM51 65V64H50ZM50 65H49V67H50ZM52 65V66H53ZM88 65H91V64H88ZM186 65H189V63L188 64H186ZM196 65H197V63H196ZM200 66H201V64H199ZM198 65V66H199ZM226 65V64H225ZM22 66V65H21ZM27 66V64L25 65V67ZM39 66V67H40ZM56 66H54V67H56ZM75 66H77L78 67V65H75ZM75 66H73V67H75ZM100 66V64H98V67ZM204 66H205V64H204ZM257 66H258V68H257ZM260 66V67H259ZM16 67V66H15ZM18 67H20V65L18 66ZM43 67V66H42ZM42 67H40L41 69H42ZM47 68H48V65L46 66ZM76 67V68H77ZM90 67H92V68H90ZM89 68H87V65L85 66V72H87L88 71V73L86 74V73H81L82 75H84V76H86L87 78L90 76V79L92 80V76L93 75H95V73H97L98 71H99V69H98V67L96 66V67H93V65L92 66H90ZM207 67H208V65H207ZM8 68H9V66H8ZM8 68H6V69H8ZM11 68H14V67H12L11 66ZM22 68V67H21ZM19 69L20 70V72L23 70V68L22 69ZM32 68H35L34 66L32 67ZM32 68H30V70H33ZM46 68V69H47ZM79 68V67H78ZM97 68V69H96ZM186 68H187V66H186ZM37 69V68H36ZM35 69V70H36ZM40 69V70H41ZM60 69L58 68V70H57V72L55 73V71H53V73L55 74H53V73H51L50 74V72L49 73H47V74H50V76H52V77H50L51 78V80L53 79V78H55V76L57 77V78H61L62 77V75H64L63 73H61L60 75H61V77H60V75L58 74V71H60ZM71 69H73V68H71ZM80 69V68H79ZM79 69H77L78 71H80ZM91 69H96V70H98L97 72H96V70L93 72V73H90V70ZM182 69V68H181ZM10 70V69H9ZM14 71H15V68L13 69ZM39 70V69H38ZM55 70V69H54ZM75 70V69H74ZM82 70V69H81ZM249 71H250V69H248ZM3 71V70H2ZM16 71H17V67H16ZM37 71V70H36ZM35 71V72H36ZM145 71V73H146V71H147V69L145 68V70H143V72ZM221 71L222 72H224L223 71V69H222V67H221ZM234 71V70H233ZM262 71V70H261ZM28 71H26V72H23L24 73V75L27 73ZM34 72V70L32 71V73L31 72H29L30 73V75L32 74V76L31 77H35L34 75L36 74ZM40 72V71H39ZM61 72V71H60ZM77 72V71H76ZM238 74H239V72H241V70L239 69L238 71H236ZM263 72V71H262ZM2 73V72H1ZM0 73V74H1ZM38 73V72H37ZM66 73V72H65ZM195 73V72H194ZM233 73V72H232ZM245 73V72H244ZM12 74V73H11ZM56 74H58L59 76H57ZM67 74V75H68ZM79 74H80V72H79ZM90 74V75H89ZM92 74V75H91ZM112 74V73H111ZM173 74H175V73H173ZM193 74V73H192ZM223 74V73H222ZM225 74H228V73H225ZM248 74V73H247ZM250 74V73H249ZM6 75H8V74H6ZM36 75H39V73L38 74H36ZM53 75H54V77H53ZM69 75H71V74H69ZM69 75L67 76V80H68V78H69ZM75 75V74H74ZM74 75H73V73H72V77L74 78ZM77 75H78V73H77ZM177 75V74H176ZM182 75V74H181ZM246 75V74H245ZM44 76H46V75H44ZM70 76V78L69 79H72V77ZM81 76V75H80ZM80 76H78V77H80ZM111 76V75H110ZM192 76H194V74L192 75ZM249 76V75H248ZM248 76H247V78H248ZM261 77H257L258 79L256 80V84L255 85H252V86H250V87H244V86H248V84L246 85H244L241 89L242 90H240V92H242V96H243V91L244 92H246V95H252V94H254V93H256L257 91H264V72H263V74L262 75H260ZM13 77H15V75H13ZM19 77H21V75L19 76ZM43 77V76H42ZM49 77H47L48 79H49ZM83 77V76H82ZM144 77V76H143ZM150 77V76H149ZM195 77H196V75H195ZM17 78V77H16ZM15 78V79H16ZM30 78V77H29ZM29 78H28V80H29ZM45 80H44V79ZM43 78H41L40 77V79L39 80H41V81H39L40 83L42 82V80H44L43 82L45 83H41V84H43V87H46L45 85H48V83L47 82H45V81H47L48 79L46 78V77H43ZM75 78H77V77H75ZM74 78V79H75ZM81 78V77H80ZM159 78V77H158ZM170 78V77H169ZM239 78V77H238ZM8 79V78H7ZM18 79V78H17ZM16 79V80H17ZM20 79V78H19ZM18 79V80H19ZM35 80H33V79H31L30 78V80H33L32 82L33 83H35L36 84V86H35V88L37 87V77H35L34 78ZM90 79H88V80H90ZM108 79V78H107ZM249 79V78H248ZM11 80V79H10ZM15 80V81H16ZM20 80H22V79H20ZM37 80V81H36ZM51 80H49V81H51ZM62 80V79H61ZM79 80V79H78ZM82 80V79H81ZM83 80L85 81V82H87V79H84L83 78ZM197 80V79H196ZM250 80V79H249ZM12 81V80H11ZM23 81V80H22ZM21 81V82H22ZM36 81V82H35ZM48 81V82H49ZM108 81H109V79H108ZM199 81V80H198ZM13 83H14V80L12 81ZM26 82V81H25ZM28 83H29V81H27ZM56 81H54L53 83H55ZM81 82V81H80ZM79 82V83H80ZM83 82V81H82ZM90 82V81H89ZM133 82V81H132ZM131 82V83H132ZM135 82V81H134ZM143 82V81H142ZM155 82H156V80H155ZM226 82H228V86L230 85L229 83H230V80H227V81H225V85H226ZM255 82V81H254ZM20 83V82H19ZM19 83H18V85H19ZM22 83H24V82H22ZM51 83H52V81H51ZM66 83V82H65ZM68 83V82H67ZM66 83V84H67ZM73 83V82H72ZM75 83H78V82H75ZM75 83H74V86H75ZM78 83V85H80ZM130 83V84H131ZM140 83H141V81H140ZM182 83V82H181ZM237 83V82H236ZM235 83V84H236ZM12 84V83H11ZM27 84V83H26ZM50 84V83H49ZM55 84H57V86L59 85L61 88H63L60 84H59V82H57V83H55ZM85 84V83H84ZM134 84V83H133ZM142 84V83H141ZM258 84H263V86H262V89L261 88H257L256 86L258 85ZM20 85H22V84H20ZM27 85H29V84H27ZM34 85V84H33ZM54 85V84H53ZM52 85V86H53ZM72 85V84H71ZM86 85H87V83H86ZM88 85H89V83H88ZM132 85V84H131ZM130 85V87H132ZM202 85V84H201ZM204 85V84H203ZM202 85V86H203ZM207 85V84H206ZM222 85H224V84H222ZM14 86V84H12V86L10 85V83H9V86L7 87V88H10V87H13ZM24 86L26 87V85H25V83H24ZM30 86V85H29ZM28 86V87H29ZM49 86V85H48ZM54 86H56V85H54ZM56 86V88H58ZM69 86V85H68ZM74 86H73V88H74ZM123 86H125V85H123ZM138 86H139V84H138ZM227 86V85H226ZM227 86V87H228ZM241 86V85H240ZM15 87V86H14ZM42 86H40V89H42L41 88ZM51 87V85L49 86V88ZM59 87V88H60ZM75 87H77V85L75 86ZM126 87V86H125ZM125 87H123L124 89H125ZM180 87V86H179ZM201 87V86H200ZM19 88V87H18ZM18 88H16V90L18 89ZM49 88H47V89H49ZM55 87L52 89V90H54V89H56ZM60 88V89H61ZM67 88V87H66ZM69 88V87H68ZM72 88V87H71ZM95 88V87H94ZM134 88H135V86H134ZM212 88V87H211ZM210 88V89H211ZM214 88V90L217 88V92H219V88L220 87H213ZM24 89V88H23ZM47 89H45V90H47ZM51 89V88H50ZM49 89V90H50ZM64 89H65V87H64ZM76 89V88H75ZM75 89H73V90H75ZM122 89V88H121ZM120 89V90H121ZM123 89V90H124ZM173 89V91H174V88H172ZM187 89V88H186ZM192 89V88H191ZM199 89V88H198ZM205 89H207L206 87H205ZM237 89V88H236ZM16 90H14V91H16ZM25 90H27V89H25ZM44 90V91H45ZM52 90L51 91H48L47 90V92H52ZM123 90H121V91H123ZM125 90H127V93H128V89H125ZM188 90V89H187ZM213 89H211V91H213L214 93L216 92V90L214 91ZM221 90V89H220ZM3 91V90H2ZM12 91V90H11ZM32 91V90H31ZM31 91H29V92H31ZM57 91V90H56ZM65 91H67L66 89H65ZM69 91H71L70 89H69ZM76 91H78V90H76ZM184 91V90H183ZM201 91V90H200ZM262 91V92H263ZM38 92V91H37ZM46 92V91H45ZM175 92V91H174ZM209 92V91H208ZM239 92V93H240ZM15 93V92H14ZM16 93H17V91H16ZM23 93H27L26 91H24V92H21V94H23ZM31 93H35V92H31ZM38 93H40V92H38ZM52 93H54V92H52ZM51 93V94H52ZM73 93V92H72ZM78 93V92H77ZM76 92L74 93V94H77ZM135 93V92H134ZM197 93H199V92H197ZM1 94V93H0ZM20 94V93H19ZM20 94V95H21ZM50 94V93H49ZM65 94V93H64ZM74 94H72V95H74ZM128 94H130V92L128 93ZM127 94V95H128ZM195 94H196V92H195ZM200 94V93H199ZM12 95H13V93H12ZM16 95V94H15ZM24 95V94H23ZM27 95V94H26ZM78 95V94H77ZM76 95V96H77ZM86 95V94H85ZM131 95V94H130ZM136 95V94H135ZM215 95H216V93H215ZM19 98H21L22 96H19V95H17ZM17 96H16V98H17ZM25 96V95H24ZM23 96V97H24ZM29 96H30V93H29ZM28 96V97H29ZM55 96H56V94H55ZM67 96V95H66ZM94 96V95H93ZM245 96V95H244ZM243 96V97H244ZM7 97V96H6ZM39 97V96H38ZM45 97V96H44ZM52 97V96H51ZM58 97V96H57ZM72 97H75V96H72ZM95 97H97V96H95ZM125 97H127V96H125ZM156 97V96H155ZM236 97V96H235ZM240 97H241V95H240ZM243 97H241V98H243ZM5 98V97H4ZM8 98V97H7ZM27 98V97H26ZM25 98V99H26ZM54 98V97H53ZM61 98V97H60ZM65 98V97H64ZM64 98H62V99H64ZM67 98H69V96L67 97ZM131 98V97H130ZM133 98V97H132ZM132 98H131V100H132ZM29 99H31L30 97H29ZM51 99V98H50ZM50 99H48L49 101H50ZM66 99V98H65ZM64 99V100H65ZM234 99V98H233ZM232 99V100H233ZM240 99V98H239ZM238 99V97H237V101L239 100ZM6 100V99H5ZM9 100V99H8ZM15 100V99H14ZM18 100V99H17ZM35 100L38 102V100L35 98ZM231 100V99H230ZM231 100V101H232ZM241 100V99H240ZM244 100H245V98H244ZM22 101V100H21ZM20 101V102H21ZM24 101V100H23ZM31 101V100H30ZM33 101V100H32ZM71 101V100H70ZM125 101V100H124ZM162 101V100H161ZM8 102V101H7ZM15 102V101H14ZM12 102V107H10V106H8V107H10V111H11V109L12 108H14V107H19V106H21L22 107V105H23V102L22 103H20V104H16L17 102ZM61 102V101H60ZM157 102V101H156ZM255 102V101H254ZM3 103V102H2ZM4 103H6V101H4ZM11 103V102H10ZM10 103L9 104H7V105H10ZM30 102L28 101V104H29ZM40 103V102H39ZM38 103V104H39ZM44 103V102H43ZM43 103H42V105H43ZM48 103V102H47ZM46 103V104H47ZM50 103V102H49ZM53 103H55V102H52V104ZM65 103V102H64ZM238 105L239 103H237V102H232V105ZM244 103H247V98H246V100L244 101ZM249 103H251V102H249ZM14 104V105H13ZM62 104V103H61ZM60 104V105H61ZM66 104V103H65ZM116 104V103H115ZM134 104V103H133ZM132 104V105H133ZM259 104V103H258ZM257 103H256V105H258ZM6 105V104H5ZM17 105H19V106H17ZM24 105H26V104H24ZM23 105V106H24ZM30 105V107H29V109L28 110H30V108L31 107H33V105L34 104H32V106H31V104H29ZM48 105V104H47ZM50 105V104H49ZM54 105V104H53ZM60 105H59V112H60V108H63L64 106H62V107H60ZM84 105H85V103H84ZM98 105V104H97ZM138 105V104H137ZM248 105H250V104H248ZM0 106H2L3 107V105L1 104ZM45 107H47L46 105H44ZM44 106H42V107H44ZM55 106H56V104H55ZM69 106H72L71 104L70 105H68V107ZM77 106V105H76ZM75 106V107H76ZM120 106V105H119ZM125 106V105H124ZM227 106V105H226ZM245 106V105H244ZM1 107V108H2ZM41 107V106H40ZM66 107H67V105H66ZM72 107H74V106H72ZM82 107H84V106H82ZM128 107V106H127ZM129 107H133V106H129ZM230 107V106H229ZM232 107V106H231ZM264 107V106H263ZM263 107H260L261 109L263 108ZM17 108H15V109H17ZM23 108H25V106L23 107ZM65 108V107H64ZM111 108V107H110ZM136 108V107H135ZM227 108V107H226ZM225 108V109H226ZM233 108H234V106H233ZM259 108V107H258ZM257 108V109H258ZM258 109L257 111H255L254 113H252V114H250V115H245V112L244 111H242V112H244V114H243V118L241 119L242 121H244V122H249V120H251L252 119V121H253V119H256L257 117H261V116H263L264 117V115H263V113H262V111H261V109ZM9 109V108H8ZM7 109V111H9ZM32 109V108H31ZM41 109V108H40ZM46 109V108H45ZM53 109V108H52ZM56 109V108H55ZM67 109V108H66ZM100 109H103L102 107L100 108ZM119 109V108H118ZM127 109V108H126ZM138 109V108H137ZM137 109H135V110H137ZM228 109V108H227ZM239 109H240V111H241V108L239 107ZM264 109V108H263ZM6 110V109H5ZM4 109H3V111H2V113L3 112H7V111H5ZM19 110V109H18ZM17 110V111H18ZM25 110V112H27V110H26V108L24 109ZM23 110V111H24ZM62 110V109H61ZM67 110H69V108L67 109ZM71 110V109H70ZM116 110V109H115ZM122 110V109H121ZM121 110H117V111H121ZM133 110V109H132ZM134 110V111H135ZM216 110V109H215ZM229 111H227L228 112V114H226V115H228L226 118H224V119H221L220 117V121H222V123L223 124H225L226 123V121H229V122H227V123H234L235 125H237V124H240L239 123V119L240 118H238L237 117V115H236V113H234L233 111H232V108L231 109H228ZM234 110H235V108H234ZM244 110V109H243ZM14 109H12V111L10 112L12 115L14 114ZM20 111V110H19ZM37 111V110H36ZM38 111H40V110H38ZM45 111V110H44ZM46 111H48V109L46 110ZM53 111H55V110H53ZM58 111V110H57ZM98 111H99V113H101L102 111L101 110H98L97 109V112L96 111H94V112H96V114H99L98 113ZM101 111V112H100ZM127 111V110H126ZM171 111V110H170ZM210 111V110H209ZM238 110H237V108H236V111L235 112H237ZM247 111L249 112V110L247 109ZM13 112V113H12ZM20 112H22V110L20 111ZM19 112V113H20ZM25 112H23L22 114H24L25 115V117H23V116H21V117H23V118H26V114L28 113H26L25 114ZM62 112H65V111H63L62 110ZM71 112V111H70ZM123 114H125L124 113V109H123V111H121ZM121 112H120V114H121ZM252 111H250L249 113H251ZM1 113V112H0ZM1 113V114H2ZM68 113H69V111H68ZM71 113H73V112H71ZM70 113V115H73V114H71ZM102 113H104V112H102ZM132 113V112H131ZM4 115H7V114H5V113H3ZM29 114H30V112H29ZM33 114V113H32ZM63 114H65V113H63ZM93 114V113H92ZM212 114H214V113H212ZM18 115V114H17ZM38 115V114H37ZM49 115V114H48ZM77 115V114H76ZM100 115V114H99ZM107 115V114H106ZM106 115H104V116H106ZM210 115H211V112H210ZM3 116V115H2ZM1 116V119L3 118ZM10 116V115H9ZM14 117H15V114L13 115ZM35 116H36V114H35ZM34 116V117H35ZM51 116V115H50ZM60 116V115H59ZM63 116V115H62ZM65 116V115H64ZM73 116H75V115H73ZM73 116H69L68 115V117L69 118H71V117H73ZM95 116V115H94ZM93 116V117H94ZM108 116V115H107ZM109 116H110V114H109ZM108 116V117H109ZM157 116H159V115H157ZM222 116V115H221ZM19 117V116H18ZM96 117V116H95ZM98 117V116H97ZM96 117V118H97ZM102 117V116H101ZM100 116H99V118H101ZM117 117H118V115H117ZM125 117V116H124ZM126 117H127V115H126ZM125 117V118H126ZM152 117V116H151ZM162 117V116H161ZM183 117V116H182ZM186 117V116H185ZM16 118V117H15ZM74 118V117H73ZM96 118L94 119V121H96ZM103 118H105V117H103ZM110 118V117H109ZM116 118V117H115ZM160 118V117H159ZM163 118V117H162ZM4 119V118H3ZM17 119V118H16ZM39 118H37V120H38ZM167 119V118H166ZM183 119V118H182ZM260 119V118H259ZM262 119V118H261ZM264 119V118H263ZM20 120V119H19ZM23 120V119H22ZM34 120H36V119H34ZM40 120V119H39ZM73 120V119H72ZM100 120V119H99ZM102 121H105V122H107L105 119L103 120V119H101ZM101 120H100V122L99 123H97L98 125L101 123ZM110 120V119H109ZM120 120V119H119ZM122 120V119H121ZM138 120V119H137ZM217 120V119H216ZM25 121V120H24ZM23 121V122H24ZM27 121V120H26ZM48 121V120H47ZM94 121H92V123L94 122ZM112 121V120H111ZM251 121V122H252ZM20 121H18V123H19ZM32 122V121H31ZM74 122V121H73ZM104 122V123H105ZM6 123V122H5ZM34 123H37V122H34ZM38 123H39V125H40V123H41V121L39 122L38 121ZM104 123H102V124H104ZM111 123V122H110ZM168 123V122H167ZM169 123H170V121H169ZM168 123V124H169ZM220 123V122H219ZM262 123V122H261ZM1 124H3L4 126H5V124H4V121H3V123H2V121H1V123H0V126H1ZM29 124V123H28ZM42 124V123H41ZM52 124H53V122H52ZM97 124H95V126L97 125ZM102 124H101V126H102ZM107 124V123H106ZM106 124H104V125H106ZM117 124V123H116ZM223 124H220V127L223 125ZM260 124V123H259ZM263 125H262V127L264 128V121H263V123H262ZM7 125V124H6ZM23 126L25 125V124H22ZM27 125V124H26ZM25 125V126H26ZM36 125H38V124H36ZM93 125L94 124H92V127H93ZM110 124H108V125H106V127L107 126H109ZM134 125V124H133ZM226 125H229V124H226ZM16 126H18V125H16ZM24 126V127H25ZM31 126H32V124H30V128H31ZM45 126V125H44ZM44 126H41L40 128H42V127H44ZM56 127H57V125H55ZM55 126H53V127H55ZM100 126V125H99ZM111 126V125H110ZM132 126V125H131ZM231 126H233V125H231ZM13 127H14V125H13ZM19 127V126H18ZM23 127V128H24ZM27 127V126H26ZM28 127H29V125H28ZM105 127V128H106ZM113 127V126H112ZM115 127V126H114ZM126 127V126H125ZM136 127V126H135ZM134 127V129L136 130V128ZM140 127V126H139ZM139 127H138V129H139ZM257 127V126H256ZM2 128V127H1ZM7 128V127H6ZM8 128H9V125H8ZM14 128H16V127H14ZM13 128V129H14ZM35 128H37L36 126H35ZM39 128V129H40ZM51 128V127H50ZM108 128V127H107ZM116 129H117V127H115ZM223 128H225V127H223ZM238 128H240V130L242 129L241 127H238ZM3 129V128H2ZM38 128L36 129V131L37 130H39ZM43 129V128H42ZM47 129H49V128H47ZM47 129H45V131L43 130H40V132L38 131V133H36V134H39V133H41V132H43V133H41V135L43 134V139L41 138V137H39V135H38V139H37V141L35 140V142H37L36 144L38 145V147H39V144H40V146H42L44 149H47V147L49 146V145H51L52 146V144H53V140H54V136L55 135H57L56 134V132H55V130H53V129H49V130H47ZM58 129V128H57ZM168 129V128H167ZM229 129V128H228ZM232 129V128H231ZM231 129H229V130H231ZM9 130V129H8ZM11 130V129H10ZM10 130H9V132H10ZM30 130H32V131H35L34 129H33V126H32V129H30ZM80 130H81V128H80ZM92 130H93V128H92ZM95 130V129H94ZM238 130V129H237ZM4 131H5V133H8V132H6L7 130H1V132H3L2 133V135H0V137L1 136H3V134H4V138H5V133H4ZM21 131V130H20ZM73 131V130H72ZM79 131V130H78ZM118 131V130H117ZM221 131H222V129H221ZM226 132H227V129L225 130ZM234 131V130H233ZM232 130L230 131V132H233ZM236 131V130H235ZM95 132V131H94ZM108 132V131H107ZM135 132V131H134ZM156 132V131H155ZM163 132H165V130L163 131ZM222 132H224V130L222 131ZM229 132V131H228ZM238 132V131H237ZM236 132V133H237ZM31 133V132H30ZM106 133V132H105ZM109 133H110V131H109ZM119 133V132H118ZM235 133V132H234ZM235 133V134H236ZM17 134V133H16ZM28 134V133H27ZM97 134V133H96ZM99 134V133H98ZM102 134V133H101ZM155 134V133H154ZM219 134V133H218ZM226 134V133H225ZM225 134L224 133H222V135L224 136V137H229L228 139H230L231 137L229 136V135H227V136H225ZM243 134V133H242ZM253 134V133H252ZM24 135V134H23ZM26 135V134H25ZM28 135H31V134H28ZM87 135V134H86ZM115 135H116V133H115ZM238 135H240L241 136V134L239 133ZM78 136V135H77ZM80 136V135H79ZM155 136V135H154ZM12 137H14V136H12ZM16 137V136H15ZM111 137V136H110ZM113 137V136H112ZM132 137V136H131ZM156 137V136H155ZM253 137V136H252ZM9 138V137H8ZM57 138H58V136H57ZM77 138V137H76ZM86 138V137H85ZM121 138V137H120ZM157 138H159V137H157ZM218 138H219V136H218ZM0 139H2V138H0ZM13 139V140H12ZM15 139H18V138H15ZM14 138H10V141H14L15 140ZM32 139V138H31ZM35 139V138H34ZM42 140V142L43 141H45V140H47V142H48V144L49 143H51L52 142V144H49V145H47V142H46V144H45V142H43L44 144H41V143H38V142H41V141H38V140ZM51 139H53L52 141H51ZM67 139H68V137H67ZM87 139H88V137H87ZM108 139H109V136H108ZM131 139V138H130ZM240 140H241V138H239ZM8 140V139H7ZM21 141H23V139H20ZM26 140H30L28 137H27V139ZM48 140H50V142L48 141ZM61 140V139H60ZM69 140V139H68ZM67 140V141H68ZM105 140H107V138L105 139ZM104 140V141H105ZM112 139H110L109 141H111ZM132 140V139H131ZM216 140V139H215ZM250 140V139H249ZM1 141V140H0ZM3 141H5V140H3ZM19 141V140H18ZM17 141V142H18ZM21 141H19V143H21ZM30 141H32V140H30ZM34 141V140H33ZM58 141V140H57ZM70 141V140H69ZM81 141V140H80ZM87 141V140H86ZM100 141H102L101 139H100ZM115 141V140H114ZM119 141V140H118ZM117 141V142H118ZM172 141H174V140H172ZM246 142H247V140H245ZM2 142V141H1ZM139 142V141H138ZM153 142V141H152ZM10 143V144H9ZM8 144L9 145H11V142H9ZM18 143V144H19ZM23 143V142H22ZM24 143H27V141H25ZM29 143V142H28ZM115 143V142H114ZM123 143V142H122ZM139 143H141V142H139ZM175 143V142H174ZM4 144L6 145V143L4 142ZM8 144H7V146H8ZM35 144V145H36ZM61 144V143H60ZM118 144H120L119 142H118ZM143 144V143H142ZM141 144V145H142ZM245 144V143H244ZM15 145H17V144H15ZM19 145H21V149L20 150H24V149H26V147L25 146H22V144H19ZM47 145V146H46ZM53 145H55V144H53ZM94 145H95V143H94ZM114 145V144H113ZM134 145V144H133ZM153 145V144H152ZM152 145L149 147V148H151L152 147ZM248 145H250L249 143H248ZM12 146V147H11ZM10 147L11 148H13V144L11 145ZM29 146V145H28ZM28 146H27V149H28ZM32 146V145H31ZM50 146V147H51ZM96 146V145H95ZM98 146V145H97ZM96 146V147H97ZM102 146V145H101ZM140 146V145H139ZM264 146V145H263ZM15 147V146H14ZM18 147V146H17ZM24 149H23V148ZM30 147V146H29ZM35 146L33 145L32 146V148H34ZM54 147V146H53ZM52 147V149H54ZM120 147V146H119ZM135 147V146H134ZM31 148V147H30ZM37 148V147H36ZM41 148V147H40ZM39 148V149H40ZM49 148V147H48ZM64 148V147H63ZM102 148H103V146H102ZM114 148V147H113ZM112 148V149H113ZM123 148V147H122ZM26 149V150H27ZM44 149H43V152H44ZM1 150V149H0ZM9 150V149H8ZM12 150H16L17 151V149L15 148H13ZM19 150V151H20ZM25 150V151H26ZM31 150V149H30ZM50 150V149H49ZM48 150V151H49ZM64 150V149H63ZM120 150V149H119ZM122 150V149H121ZM120 150V151H121ZM140 150V149H139ZM163 150V149H162ZM161 150V151H162ZM11 151V150H10ZM18 151V152H19ZM32 151V150H31ZM37 151L38 152H40L38 149H37ZM50 151H52V150H50ZM111 151V150H110ZM20 152H23L22 154H24L25 152L24 151H20ZM26 152H28V151H26ZM38 152H36L35 151V153H36V155L35 154H33L34 152H32V155H33V160H32V162L36 159V158H38V157H40V155H42L41 154V152L40 153H38ZM42 152V153H43ZM53 152V151H52ZM165 152H166V149H165ZM164 152V153H165ZM199 152V151H198ZM13 153V152H12ZM37 153L38 154H40V155H37ZM44 153H46V152H44ZM104 153H106V151H104ZM167 153V152H166ZM2 154V153H1ZM7 154V153H6ZM9 154H10V152H9ZM8 154V155H9ZM14 154V153H13ZM21 154V153H20ZM19 154V155H20ZM26 154V153H25ZM75 154V153H74ZM112 154H113V152H112ZM117 155H118V153H116ZM162 154L163 153H161V156H162ZM201 154V153H200ZM257 154V153H256ZM260 154V153H259ZM11 156H12V154H10ZM9 155V157H7V158H5V157H1L0 156V192H2V196L0 195V208H2V210H4V207L7 205V203L4 201L5 199L7 200V199H9V193H10V188H12V190L15 192V194L17 195L16 196V198L17 197H20L21 196V192L23 191V189L21 188V185H22V183H21V181H22V178H21V176H19L18 174H17V172L16 171H18V167L19 166H21V167H23L22 166V160H20L21 162H19L21 165H19V163H17V162H15V161H13L14 163H16V164H18V165H16V166H18L17 167V169H16V167H14V166H12L11 164L13 163L12 162V160H11V164H10V162H9V158L11 157ZM27 155H28V153H27ZM106 155L108 156V154L106 153ZM106 155H104V156H106ZM111 155V154H110ZM143 155H144V153H143ZM142 155V156H143ZM164 155V154H163ZM258 155V154H257ZM18 156V155H17ZM21 156V155H20ZM24 156H26V155H24ZM34 156H36V157H34ZM38 156V157H37ZM151 156V155H150ZM43 157V156H42ZM114 157V156H113ZM117 157V156H116ZM115 157V158H116ZM119 157V156H118ZM120 157H122V156H120ZM119 157V158H120ZM139 157V156H138ZM141 157V156H140ZM146 157V156H145ZM164 157V156H163ZM168 158H169V156H167ZM21 158H23V156L21 157ZM26 158H27V156L23 159V160H25L24 162L26 163L27 161H26ZM35 158V159H34ZM66 158H67V156H66ZM112 157H110V159H111ZM164 158H166V157H164ZM107 159V158H106ZM109 159V158H108ZM107 159V160H108ZM113 159V158H112ZM111 159V160H112ZM14 160V159H13ZM74 160V159H73ZM114 160V159H113ZM123 160V159H122ZM143 160V159H142ZM152 160V159H151ZM210 160V159H209ZM38 161V160H37ZM78 161V160H77ZM77 161H75V162H77ZM144 161V160H143ZM143 161H141V162H143ZM160 161V160H159ZM166 161V160H165ZM180 161V160H179ZM185 161V160H184ZM72 162V161H71ZM86 162V161H85ZM123 162V161H122ZM155 162V161H154ZM162 162V161H161ZM28 163V162H27ZM92 163V162H91ZM107 163V162H106ZM124 163V162H123ZM145 163V162H144ZM185 163V162H184ZM73 164H74V162H73ZM88 164V163H87ZM90 164V163H89ZM88 164V165H89ZM109 164H110V162H109ZM112 164V163H111ZM27 165V164H26ZM64 165V164H63ZM116 165V164H115ZM146 165H147V163H146ZM151 165V164H150ZM156 165V164H155ZM82 166V165H81ZM123 166V165H122ZM135 166V165H134ZM140 166V165H139ZM157 166H158V164H157ZM163 166V165H162ZM185 166V165H184ZM262 166V165H261ZM21 167H19V168H21ZM53 167V166H52ZM89 167H91V165H89ZM152 167V166H151ZM154 167H156V166H154ZM75 168V167H74ZM73 168V169H74ZM92 168V167H91ZM120 168H122V167H120ZM140 169H141V167H139ZM146 168H148V167H146ZM150 168V167H149ZM139 169V170H140ZM144 169V168H143ZM21 170H22V168H21ZM76 170V169H75ZM78 170V169H77ZM148 170V169H147ZM151 170V169H150ZM154 170V169H153ZM155 170H157L156 168H155ZM154 170V171H155ZM237 170V169H236ZM259 170V169H258ZM262 170V169H261ZM65 171V170H64ZM63 170H62V172H64ZM67 171V170H66ZM65 171V172H66ZM144 170H142V172H143ZM80 172V171H79ZM88 172V171H87ZM157 172V171H156ZM171 172V171H170ZM169 172V173H170ZM77 173H78V171H77ZM145 173V172H144ZM151 173V172H150ZM158 173H160V172H158ZM68 174V173H67ZM48 175V174H47ZM69 175H71L70 174V172H69ZM77 176V174H74V176ZM143 175V174H142ZM173 174H171L170 176H172ZM151 176V175H150ZM153 176V175H152ZM177 176V175H176ZM179 177H181L180 175H178ZM143 177H144V175H143ZM147 177V176H146ZM154 177V176H153ZM240 177V176H239ZM239 177H236V180H237V178H239ZM242 177V179L243 180H245L246 181V179L245 178H248V177H244L243 175L241 176ZM240 177V178H241ZM250 177V176H249ZM91 178V177H90ZM155 178V177H154ZM239 178V179H240ZM28 179H29V177H28ZM92 179V178H91ZM144 179V178H143ZM153 179V178H152ZM160 179H162V178H160ZM173 179V178H172ZM171 179V180H172ZM174 179H176V177L174 178ZM182 179V178H181ZM180 179V180H181ZM242 179H240L241 181H242ZM260 179V178H259ZM147 180V179H146ZM166 180V179H165ZM55 181V180H54ZM156 181V180H155ZM241 181H239V182H241ZM263 181H264V179H263ZM262 181V182H263ZM146 182H148V181H146ZM176 182V181H175ZM181 182V181H180ZM183 182V181H182ZM26 183V182H25ZM29 183V182H28ZM34 183V182H33ZM151 183V182H150ZM177 184H178V182H176ZM21 184V185H20ZM123 184H125V183H123ZM127 184V183H126ZM158 184V183H157ZM161 184V183H160ZM167 184V183H166ZM177 184H175L176 186H177ZM145 185H146V183H145ZM163 184H161V186H162ZM168 185V184H167ZM196 185V184H195ZM23 186V185H22ZM26 185H24V188L26 189V187H25ZM70 186H72V185H70ZM125 186V185H124ZM158 186V185H157ZM243 186V185H242ZM48 187V186H47ZM128 187V186H127ZM151 187V186H150ZM159 187H160V185H159ZM158 187V188H159ZM165 187H166V185H165ZM244 187V186H243ZM264 187V186H263ZM90 188V187H89ZM128 188H130V187H128ZM157 188V189H158ZM168 188H170V187H168ZM177 188V187H176ZM175 188V189H176ZM196 188V187H195ZM245 188V187H244ZM262 188V187H261ZM49 189V188H48ZM102 189H103V187H102ZM172 189V188H171ZM239 189V188H238ZM240 189H242V187H240ZM47 190V189H46ZM109 190H110V188H109ZM120 190V189H119ZM245 190V189H244ZM26 191V190H25ZM39 191V190H38ZM133 191V190H132ZM170 191V190H169ZM241 191V190H240ZM264 191V190H263ZM24 192V191H23ZM29 192H31V190H29ZM28 191H27V193H29ZM60 192V191H59ZM125 192H127L126 190H125ZM175 192V191H174ZM199 192V191H198ZM202 192V191H201ZM244 192V191H243ZM25 193V192H24ZM133 193H134V191H133ZM14 194V193H13ZM26 194V193H25ZM115 194V193H114ZM127 194V193H126ZM135 194V193H134ZM173 193H171V195H172ZM196 194V193H195ZM27 195V194H26ZM31 195V194H30ZM38 195V194H37ZM84 195V194H83ZM112 195H113V193H112ZM176 195V194H175ZM11 196V195H10ZM130 196H132V194L130 195ZM174 196V195H173ZM244 196V195H243ZM15 197V196H14ZM33 197V196H32ZM36 197V196H35ZM39 197V196H38ZM95 197H97V195L95 196ZM123 197H124V194H123ZM245 197H246V195H245ZM16 198H14V199H16ZM30 198V197H29ZM28 198V199H29ZM43 198V197H42ZM49 198V197H48ZM47 198V199H48ZM89 199H90V197H88ZM98 198V197H97ZM127 198H129V197H127ZM131 198H133V197H131ZM136 198H138V197H136ZM12 199V198H11ZM28 199L26 200V201H28ZM50 199V198H49ZM60 199V198H59ZM121 199V198H120ZM135 199V198H134ZM204 199V198H203ZM202 199V200H203ZM189 200V199H188ZM261 200H262V198H261ZM17 201V200H16ZM135 201V200H134ZM192 201V200H191ZM19 202V201H18ZM22 202V201H21ZM97 202V201H96ZM95 202V203H96ZM102 202V201H101ZM100 202V203H101ZM104 202V201H103ZM189 202V201H188ZM263 202V201H262ZM20 203V202H19ZM18 203V204H19ZM23 203V205L25 206L26 205V203H24V202H22ZM195 204V203H194ZM20 205V204H19ZM27 205H29V204H27ZM95 205V204H94ZM189 205V204H188ZM202 205V204H201ZM203 205H205V203H203ZM7 206H9V205H7ZM35 206H36V204H35ZM116 206H117V204H116ZM135 206V205H134ZM194 206H196V204L194 205ZM253 206V205H252ZM16 207H20V208H16L15 210L16 211H19V209L21 210V206H16ZM49 207V206H48ZM91 207V206H90ZM99 206H97V208H98ZM102 207H105V206H102ZM25 208H26V206H25ZM25 208L23 207V209L25 210ZM33 208H34V206H33ZM36 208V207H35ZM34 208V209H35ZM96 208V207H95ZM118 208V207H117ZM202 208H204V206L202 207ZM9 209V208H8ZM37 209V208H36ZM43 209V208H42ZM89 209V208H88ZM120 209V208H119ZM205 209V208H204ZM204 209H202V210H204ZM264 209V208H263ZM10 210H11V208H10ZM12 210H14V208L12 209ZM62 210V209H61ZM98 210V209H97ZM102 210V209H101ZM249 210V209H248ZM6 211L8 212V210L6 209ZM16 211H14V212H16ZM22 211V210H21ZM36 211V210H35ZM100 211V210H99ZM106 211V210H105ZM119 211V210H118ZM154 211V210H153ZM211 211V210H210ZM262 211V210H261ZM14 212H13V214H14ZM20 212V211H19ZM18 212V213H19ZM102 212H103V210H102ZM184 212V211H183ZM207 212V211H206ZM10 213V212H9ZM18 213H16V214H18ZM31 213V212H30ZM119 213V212H118ZM151 213V212H150ZM201 213H204L203 211L201 212ZM12 214V215H13ZM112 214V213H111ZM117 214V213H116ZM126 214V213H125ZM131 214V213H130ZM139 214H140V212H139ZM186 214H187V212H186ZM213 214V213H212ZM122 215V214H121ZM153 215V214H152ZM249 215V214H248ZM250 215H251V213H250ZM20 216V215H19ZM18 216V217H19ZM34 216H36V214L34 215ZM111 216V215H110ZM138 216V215H137ZM140 216V215H139ZM129 217V216H128ZM144 217H145V214H144ZM21 218L22 219H20V220H23V217H22V212H21ZM32 218V217H31ZM38 218V217H37ZM119 218V217H118ZM140 218H141V216H140ZM146 218V217H145ZM115 219V218H114ZM120 219V218H119ZM137 219V218H136ZM136 219H132L133 221H138V220H136ZM146 219H148V218H146ZM160 219H161V217H160ZM259 219H261L260 220V222H263L262 224H264V221H263V219H264V211H262L261 212V215L259 216ZM111 220V219H110ZM118 220V219H117ZM121 220L123 221V222H125L124 221V218L123 217H121ZM126 220V219H125ZM145 220V219H144ZM1 221H3V220H1ZM7 221V220H6ZM24 221H26V220H24ZM23 221V222H24ZM35 221V220H34ZM158 221V220H157ZM249 221H250V219H249ZM22 222V223H23ZM115 222V221H114ZM117 222H119V221H117ZM259 222V221H258ZM1 223V222H0ZM4 223H5V220H4ZM18 223V222H17ZM21 223V226H19V228L20 227H22V225H24V223L22 224ZM31 223V222H30ZM69 223V222H68ZM74 223H75V221H74ZM116 223V222H115ZM122 223V222H121ZM61 224H62V222H61ZM66 224V223H65ZM131 224V223H130ZM138 224V222H136V224L135 225H137ZM143 224V223H142ZM31 225V224H30ZM29 225V226H30ZM107 225H109L108 223H107ZM126 225V224H125ZM134 225V226H135ZM211 225V224H210ZM7 226V225H6ZM10 226V225H9ZM8 226V227H9ZM16 226H17V224H16ZM24 226H27V223H26V225H24ZM24 226L22 227V229L24 228ZM59 226V225H58ZM118 226V225H117ZM121 226V225H120ZM212 226V225H211ZM247 226H248V224H247ZM264 226V225H263ZM11 227V226H10ZM28 227V226H27ZM46 227V226H45ZM131 227V226H130ZM214 227V226H213ZM257 227H259L258 226V224H257ZM261 227V226H260ZM28 228H30V227H28ZM68 228V227H67ZM71 228V227H70ZM127 228V227H126ZM125 228V229H126ZM210 228V227H209ZM208 228V229H209ZM251 228V227H250ZM252 228H253V226H252ZM264 228V227H263ZM262 228V229H263ZM21 229V228H20ZM19 229V230H20ZM22 229L20 230V231H22ZM26 227H25V231L23 230V232H25L26 233ZM46 229V228H45ZM121 229V228H120ZM119 229V230H120ZM3 230V232L1 233V235H2V237L1 238H3V240H10V238L12 237V235H15L16 237L17 236H19V231L17 232V231H14V230H11V229H9V230H4V229H2ZM60 230V229H59ZM210 230H213V229H210ZM217 230V229H216ZM242 230V229H241ZM264 230V229H263ZM30 231V230H29ZM57 231V230H56ZM66 231V230H65ZM234 231V230H233ZM23 232H22V234H23ZM41 232V231H40ZM58 232V231H57ZM139 232V231H138ZM217 231H215V233H216ZM19 233V234H18ZM65 233V232H64ZM68 233H69V231H68ZM161 233V232H160ZM16 234H18V235H16ZM22 234H20V237H21V235ZM61 234V233H60ZM82 234H83V232H82ZM122 234V233H121ZM258 234H260V233H258ZM257 234V235H258ZM38 235V234H37ZM68 235V234H67ZM132 235V234H131ZM172 235V234H171ZM215 235H217V234H215ZM15 236H13V239H14V237ZM65 236V235H64ZM117 236H119V235H117ZM136 236V235H135ZM163 236V235H162ZM211 236H213V235H211ZM260 237H261V234L259 235ZM53 237V236H52ZM68 237V236H67ZM134 237V236H133ZM144 237V236H143ZM155 237H156V235H155ZM22 238V237H21ZM70 238V237H69ZM113 238H114V236H113ZM262 238V237H261ZM25 239V238H24ZM57 239V238H56ZM73 239V238H72ZM78 239V238H77ZM109 239V238H108ZM158 239V238H157ZM27 240V239H26ZM79 240V239H78ZM104 240V239H103ZM107 240V239H106ZM112 240V239H111ZM255 240V239H254ZM11 241H13L12 239H11ZM11 241L9 242V243H11ZM22 241V240H21ZM14 242V241H13ZM23 242V241H22ZM80 241H78V243H79ZM114 242V241H113ZM121 242V241H120ZM7 243V242H6ZM6 243H5V245H6ZM15 243H16V241H15ZM26 243V242H25ZM150 243V242H149ZM184 243V242H183ZM190 243V242H189ZM20 244H22V243H19L18 245H19V247H20ZM28 244V243H27ZM125 244V243H124ZM170 244V243H169ZM192 244V243H191ZM73 245V244H72ZM79 245V247H81L82 246V244L80 245V243L78 244ZM127 245V244H126ZM129 245V244H128ZM144 245V244H143ZM258 245V244H257ZM29 246V245H28ZM74 246H76V245H74ZM196 246V245H195ZM264 246V245H263ZM38 247V246H37ZM36 247V248H37ZM85 247V246H84ZM147 247V246H146ZM258 247V246H257ZM3 248V247H2ZM31 248V247H30ZM30 248H29V250H30ZM121 248V247H120ZM192 248V247H191ZM202 248V247H201ZM259 248V247H258ZM264 248V247H263ZM0 249H1V247H0ZM20 249H21V247H20ZM34 249V248H33ZM84 249H86V247L84 248ZM195 249V248H194ZM197 249V248H196ZM200 249V248H199ZM249 249V248H248ZM2 251L1 252H3V249H1ZM18 250H19V248L17 249V251H16V255L15 256H13L15 259H13L12 257H10L11 259H10V264H23L22 263V260L24 259V257L25 256H22V253H28V252H26L24 249H23V252H22V250H20V252L19 253H17L18 252ZM39 250V249H38ZM66 250V249H65ZM69 250V249H68ZM67 250V251H68ZM90 250V249H89ZM123 250V249H122ZM125 250V249H124ZM129 250V249H128ZM198 250V249H197ZM259 250H261V249H259ZM5 251V250H4ZM11 251H12V249H11ZM106 251V250H105ZM194 251V250H193ZM203 251V250H202ZM200 252L202 255H203V252ZM39 252V251H38ZM69 252V251H68ZM127 252V251H126ZM262 252H263V250H262ZM8 253V252H7ZM7 253L5 254V255H7ZM32 253H34L33 251L31 252V254ZM73 253V252H72ZM84 253V252H83ZM86 253V252H85ZM89 253V252H88ZM88 253H86V254H88ZM91 253V252H90ZM127 253H129V252H127ZM130 253H132V252H130ZM163 253V252H162ZM199 253V254H200ZM212 253V252H211ZM37 255H39L38 253H36ZM36 254H35V256H36ZM67 254V253H66ZM77 254V253H76ZM80 254H81V252H80ZM187 254V253H186ZM204 254H206L205 253V251H204ZM213 254H214V252H213ZM9 255V254H8ZM24 255V254H23ZM27 255V254H26ZM90 255V254H89ZM92 255V254H91ZM90 255V256H91ZM106 255V254H105ZM59 256V255H58ZM83 256H84V254H83ZM126 256H128V255H126ZM130 256V255H129ZM212 256V255H211ZM210 256V257H211ZM214 256V255H213ZM31 257V256H30ZM34 257V256H33ZM40 257H41V255H40ZM76 257H78V256H76ZM79 257H81L80 255H79ZM92 257V256H91ZM109 257V256H108ZM194 257V256H193ZM203 257V256H202ZM208 257V256H207ZM206 257V258H207ZM227 257V256H226ZM56 258V257H55ZM74 259H75V257H73ZM82 258V257H81ZM84 258V257H83ZM88 258V257H87ZM145 258H147V257H145ZM212 258V257H211ZM210 258V259H211ZM222 258H224V257H222ZM262 258V257H261ZM7 259V258H6ZM27 259V258H26ZM114 259V258H113ZM112 259V260H113ZM117 259V258H116ZM125 259V258H124ZM205 258H203V260H204ZM66 260V259H65ZM70 260V259H69ZM76 260H78V259H75V261ZM80 260V259H79ZM83 260H85V259H83ZM264 260V259H263ZM72 261V260H71ZM74 261V260H73ZM89 261H91V259H89ZM88 261V262H89ZM93 261H96V260H93ZM227 261V260H226ZM77 262V261H76ZM76 262H74V263H76ZM79 262V261H78ZM154 262V261H153ZM224 262H225V260H224ZM232 262V261H231ZM230 261H229V263H231ZM28 263V262H27ZM68 263V262H67ZM81 263V262H80ZM83 263H84V261H83ZM96 263H98L97 261H96ZM114 263V262H113ZM156 263V262H155ZM215 263H217V262H215ZM226 263V262H225ZM263 263V262H262ZM3 264V263H2ZM8 264V263H7ZM30 264V263H29ZM69 264V263H68ZM99 264V263H98ZM100 264H101V262H100ZM228 264V263H227ZM247 264V263H246Z\"/></svg>",
	"mask_w": 264,
	"mask_h": 264
}]
</instances>
